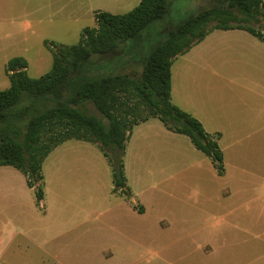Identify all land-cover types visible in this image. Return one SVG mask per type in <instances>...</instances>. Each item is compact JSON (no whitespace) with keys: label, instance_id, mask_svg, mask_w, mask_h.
Segmentation results:
<instances>
[{"label":"rangeland","instance_id":"rangeland-1","mask_svg":"<svg viewBox=\"0 0 264 264\" xmlns=\"http://www.w3.org/2000/svg\"><path fill=\"white\" fill-rule=\"evenodd\" d=\"M139 1L0 0V90L9 87L10 59L23 58L27 75L38 78L52 64L45 43L75 45L96 26L95 12L124 14ZM217 2L172 0L126 54L95 63L90 74L139 76L168 29ZM171 74L172 104L219 134L223 173L157 118L134 125L126 140V193L113 191L111 167L92 142L55 147L33 188L20 171L0 166V264H226L211 250L228 230L245 246L228 264H264V43L243 30H211L178 55ZM87 110L100 116L91 104Z\"/></svg>","mask_w":264,"mask_h":264},{"label":"trees","instance_id":"trees-1","mask_svg":"<svg viewBox=\"0 0 264 264\" xmlns=\"http://www.w3.org/2000/svg\"><path fill=\"white\" fill-rule=\"evenodd\" d=\"M171 2L140 0L124 14L95 12L96 26L85 28L77 44L45 43L52 64L38 78L27 75L23 58L10 59L5 66L9 87L0 90V166L17 169L33 188L42 180L43 160L55 147L71 139L92 142L111 167L113 191L126 193L121 160L126 140L134 125L157 118L168 131L187 136L222 174L219 134H208L199 120L171 102V65L211 30H243L264 43L262 0H218L179 21L146 54L139 76L90 74L95 63L126 54L129 44L169 13ZM131 100L144 108L143 115L135 114ZM88 104L100 116L89 113ZM35 196L42 199L40 188Z\"/></svg>","mask_w":264,"mask_h":264},{"label":"crops","instance_id":"crops-1","mask_svg":"<svg viewBox=\"0 0 264 264\" xmlns=\"http://www.w3.org/2000/svg\"><path fill=\"white\" fill-rule=\"evenodd\" d=\"M262 2H263V0H262ZM263 5H264V2H263ZM235 30H238V29H235ZM222 31H224V30H222ZM226 31H228V30H226ZM230 31H232V30H230ZM209 34V33H208ZM208 34H207V36L201 41V42H199L198 44H196V46H198L199 44H201L207 37H208ZM259 42H261V41H259ZM262 43V42H261ZM178 57V56H177ZM176 57V58H177ZM261 57V56H260ZM175 58V59H176ZM175 59L173 60V62L175 61ZM172 65H173V63H172ZM172 65H171V67H172ZM171 79H172V74H171ZM170 84H171V80H170ZM171 92H172V86H171V90H170V95H171ZM172 100V99H171ZM179 108V107H178ZM184 111V110H183ZM229 231V230H228ZM228 231H224V236L225 237H223L224 238V240H223V245H222V249L221 248H219V249H217V250H211V255L213 256L214 254H216V256L218 257V259H219V261L220 262H225L226 264H228V258L230 257V253H239V252H243L244 251V249H245V246H243V245H241V244H239V242H241L242 241V239H241V237L243 236V235H240V234H237V235H234V236H232V237H230V232H229V234H228ZM233 241H235V242H237L236 244L235 243H231V242H233ZM235 256H238V255H236V254H234Z\"/></svg>","mask_w":264,"mask_h":264}]
</instances>
